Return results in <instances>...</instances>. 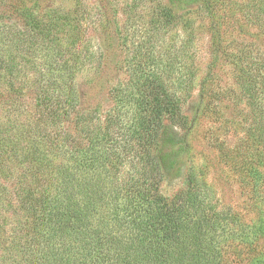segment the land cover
Listing matches in <instances>:
<instances>
[{"label":"trees","instance_id":"16d2710c","mask_svg":"<svg viewBox=\"0 0 264 264\" xmlns=\"http://www.w3.org/2000/svg\"><path fill=\"white\" fill-rule=\"evenodd\" d=\"M0 1L23 24L0 32V82L17 94L18 82L36 91L27 113L13 94L5 100L0 94L8 113L0 120V260L264 264V47L251 40L224 44L219 23L212 25V66L221 57L232 65L246 107L238 144L217 145L247 191L255 212L247 218L219 207L207 178L186 170L197 118L184 113L179 91L192 78L176 76L181 56L158 44L167 29L188 27L195 12L219 18L225 0H149L144 30L132 16L121 34L127 78L111 89L115 106L104 119L81 107L75 85L76 73L93 61L91 50L77 44L91 17L84 3L65 12L42 11V0ZM241 11L264 37V0H245ZM214 76L210 69L204 87ZM168 176H185L173 196L161 191Z\"/></svg>","mask_w":264,"mask_h":264},{"label":"rangeland","instance_id":"374dc122","mask_svg":"<svg viewBox=\"0 0 264 264\" xmlns=\"http://www.w3.org/2000/svg\"><path fill=\"white\" fill-rule=\"evenodd\" d=\"M80 1L91 11V17L85 22L86 31L77 44L83 50L86 47L91 50L93 61L83 71L76 73L75 85L81 107L95 110L104 119L115 106L111 89L119 81L127 78L124 60L128 58L129 53L121 43V34H126L125 27L131 23L129 20L132 16V23H138L135 25L143 29V24L147 23L152 14V3L149 0H42V11L54 8L74 12ZM244 1L225 0L223 7L220 6L221 10L216 13L219 18L212 17L203 10L195 12L189 16L188 27L179 24L167 29L159 37L158 44L163 50L168 49L171 53L181 56L177 63L179 70L176 71V76L179 72L192 78L189 87L179 91L183 98L184 113L190 119L194 116L197 118L189 136L191 150L186 170L190 169L207 178L219 207H231L250 218L255 216V212L249 210L247 191L238 172L222 159L217 145L219 141H224L228 147L238 144L243 136L242 124L245 120L242 111L246 107L238 98L239 88L232 65L221 57L219 65L216 68L212 66L214 62L212 28L218 23L217 28L221 32L224 44L232 39L251 40L264 47V37L259 34L256 27L244 19L241 11ZM8 5L0 1L1 33L23 29L21 21L16 17L14 20L8 17L5 12ZM130 8L132 12L129 14ZM70 41V38L66 39V42ZM27 57L33 59L30 53ZM29 62L31 63V60ZM25 63L22 66L26 72L30 76H35V69L24 66ZM210 69L215 76L211 83L204 87L203 80ZM16 86L22 90L20 94L11 91L8 82L1 81L0 94L3 93V98L0 97L5 100L7 95L13 94V97L18 98L23 104L24 113L30 110L32 112L36 97L35 89L20 85V82ZM207 88L208 91L204 92ZM7 114L6 105L0 101V120H7ZM184 185L185 176H168L161 184V191L166 196H173ZM0 264L7 262L0 260Z\"/></svg>","mask_w":264,"mask_h":264}]
</instances>
